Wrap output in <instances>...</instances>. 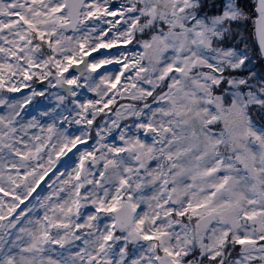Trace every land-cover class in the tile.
I'll return each mask as SVG.
<instances>
[{"label": "snow or ice", "instance_id": "6c2138e0", "mask_svg": "<svg viewBox=\"0 0 264 264\" xmlns=\"http://www.w3.org/2000/svg\"><path fill=\"white\" fill-rule=\"evenodd\" d=\"M0 264H264V0H0Z\"/></svg>", "mask_w": 264, "mask_h": 264}]
</instances>
